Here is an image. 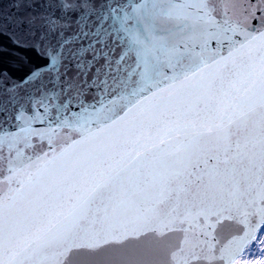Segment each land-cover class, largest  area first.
I'll return each instance as SVG.
<instances>
[{"label":"snow or ice","instance_id":"6c2138e0","mask_svg":"<svg viewBox=\"0 0 264 264\" xmlns=\"http://www.w3.org/2000/svg\"><path fill=\"white\" fill-rule=\"evenodd\" d=\"M0 264H264V0H0Z\"/></svg>","mask_w":264,"mask_h":264}]
</instances>
